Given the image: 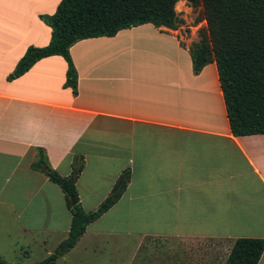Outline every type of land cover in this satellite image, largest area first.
<instances>
[{"label": "crops", "instance_id": "1", "mask_svg": "<svg viewBox=\"0 0 264 264\" xmlns=\"http://www.w3.org/2000/svg\"><path fill=\"white\" fill-rule=\"evenodd\" d=\"M58 2L0 0V257L39 248L44 258L67 234L63 192L30 167L37 149L59 176L82 158L75 192L85 212L129 173L52 264H223L235 238L264 239V133L232 135L214 63L192 73L188 48L204 25L174 7L173 29L144 23L74 42V95L60 55L7 79L28 46L48 43L41 15Z\"/></svg>", "mask_w": 264, "mask_h": 264}, {"label": "trees", "instance_id": "2", "mask_svg": "<svg viewBox=\"0 0 264 264\" xmlns=\"http://www.w3.org/2000/svg\"><path fill=\"white\" fill-rule=\"evenodd\" d=\"M175 1L59 0L52 14L41 15L50 28L48 43L42 47L28 46L6 78L19 76L42 57L60 55L67 64L63 85L74 95L76 72L68 54L71 44L84 38L111 36L119 29L144 23L173 29L181 23L173 10ZM185 1L192 9L201 7L199 15L205 23L197 30L198 39L188 48L192 73L197 74L209 62L214 63L232 135L264 133V0ZM82 166V158L75 157L69 174L59 176L48 166L42 150L37 149L30 167L59 186L70 221L65 238L54 251L30 264H52L69 250L85 226L117 200L129 179L128 171L121 172L107 196L94 210L85 212L75 192V181ZM263 248V238H235L223 264H256ZM0 264L10 263L0 257Z\"/></svg>", "mask_w": 264, "mask_h": 264}, {"label": "rangeland", "instance_id": "3", "mask_svg": "<svg viewBox=\"0 0 264 264\" xmlns=\"http://www.w3.org/2000/svg\"><path fill=\"white\" fill-rule=\"evenodd\" d=\"M183 5L188 6L187 3L183 4V2H179V3L175 4L174 7H175L176 12L178 14L180 13L183 18L188 19L187 21L190 24H197L199 26L202 23V25H205L204 20L201 19L200 15H199V13L201 11L200 6L196 7L195 9H192L189 6L188 10H186L185 6H183ZM195 19H198V21ZM76 251H77L76 249L73 250L72 252H70V254L68 256H74ZM100 254H102L103 256H106L107 254L114 255V252H113L111 247H105L104 249L100 250ZM43 256H44L43 252L40 251L38 248V249L33 250L29 254V256L25 259L21 258L18 255H16V256L12 255L10 257H5V258H7V262H9L10 264H28V263L39 261L40 259L43 258ZM54 264H70V263L68 262V258H66L65 260L59 259ZM71 264H73V263H71ZM79 264H81V263H79ZM88 264H90V263H88ZM112 264H117V263H112Z\"/></svg>", "mask_w": 264, "mask_h": 264}, {"label": "water", "instance_id": "4", "mask_svg": "<svg viewBox=\"0 0 264 264\" xmlns=\"http://www.w3.org/2000/svg\"><path fill=\"white\" fill-rule=\"evenodd\" d=\"M70 202H71V203H73V200H72V198H71V197H70Z\"/></svg>", "mask_w": 264, "mask_h": 264}, {"label": "bare ground", "instance_id": "5", "mask_svg": "<svg viewBox=\"0 0 264 264\" xmlns=\"http://www.w3.org/2000/svg\"><path fill=\"white\" fill-rule=\"evenodd\" d=\"M178 3V2H177Z\"/></svg>", "mask_w": 264, "mask_h": 264}]
</instances>
